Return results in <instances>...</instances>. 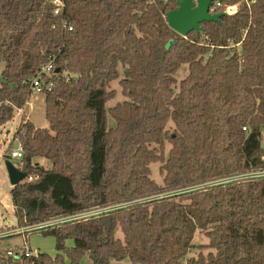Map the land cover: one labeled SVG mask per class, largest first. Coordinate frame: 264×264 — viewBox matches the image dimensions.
Listing matches in <instances>:
<instances>
[{
    "label": "trees",
    "instance_id": "trees-1",
    "mask_svg": "<svg viewBox=\"0 0 264 264\" xmlns=\"http://www.w3.org/2000/svg\"><path fill=\"white\" fill-rule=\"evenodd\" d=\"M60 1L54 15L51 0H0V126L51 62L45 117L53 137L66 133L33 144L39 129L24 116L17 126L16 160L28 173L9 190L17 227L59 221L31 230L55 238L53 257L15 260L264 264V176L226 181L264 170V0H218L216 13L235 12L185 37L165 19L173 0ZM113 81L123 100L109 106ZM53 101L68 112L52 113ZM41 148L52 168L32 163ZM153 163L161 184L150 178ZM195 234L208 242L195 244Z\"/></svg>",
    "mask_w": 264,
    "mask_h": 264
},
{
    "label": "rangeland",
    "instance_id": "rangeland-1",
    "mask_svg": "<svg viewBox=\"0 0 264 264\" xmlns=\"http://www.w3.org/2000/svg\"><path fill=\"white\" fill-rule=\"evenodd\" d=\"M4 68V62H0V79L1 72ZM188 73V67L186 64L182 65L180 69L177 71L175 78L177 81L182 80ZM110 88L115 89L116 97L108 103V105H113L117 101L123 100V97L120 94V89L117 81H113L110 85ZM177 91V86L174 89ZM55 102V101H53ZM52 113H58L61 111L60 108L65 106L66 111L68 112V102L65 101H56L53 103ZM64 108V109H65ZM26 121H30L33 123L35 129H39V131L31 132V141L35 144L37 136L42 138V140L49 142L50 137L53 139H60L61 141L65 138L66 133L63 131H59L57 137L54 136V132L51 131L49 126V121L45 117V94L41 91L33 90L32 94L29 98V101L25 104L22 110L15 109L13 113V118L7 121L4 125L0 126V257L4 259H10V261H3L0 259V264H22L21 260H15V258L6 255L8 250H12L14 252L21 251L23 249H29L32 252V255H36L38 253H45L49 256H54L55 244L56 240L53 236H43L40 232L36 231H28L27 233L18 232L12 234L13 230L18 229L17 221L14 215V210L12 206V201L10 198L9 190L10 184L3 166V157L4 155L10 151L15 150L21 145L20 141L15 138L14 134L17 129L18 124L20 123V119ZM80 121V120H79ZM112 120L108 117V125H112ZM171 126V125H170ZM35 131V130H34ZM63 143V142H62ZM61 145V144H60ZM59 145V146H60ZM74 148L73 153L75 154L78 148L77 145H71ZM169 145L166 144V151L168 150ZM75 156H70L71 159L74 160ZM55 159V158H52ZM15 165L19 166L18 160H13ZM32 163H38V165L43 166L45 168H52L53 161L47 157L45 150L41 148L38 150V155L33 157ZM59 164L54 165V168L57 169ZM151 175L150 178L154 180L156 183H162V175L159 172V164L153 163L150 165ZM59 220H54V222H58ZM48 222V223H54ZM47 222L39 223L38 225L48 224ZM208 239L205 236L200 234H195L194 243L195 244H204L207 243ZM67 247H71L73 245V241L71 239H67L65 241ZM198 253L197 250H193L191 253L187 255L196 256ZM206 253V251H204ZM65 263H68V259L64 257ZM79 264H93L89 255H85L79 261ZM111 264H133L129 261L116 262L113 261Z\"/></svg>",
    "mask_w": 264,
    "mask_h": 264
},
{
    "label": "water",
    "instance_id": "water-1",
    "mask_svg": "<svg viewBox=\"0 0 264 264\" xmlns=\"http://www.w3.org/2000/svg\"><path fill=\"white\" fill-rule=\"evenodd\" d=\"M177 4L176 9L169 11L166 22L169 28L185 37L195 31L200 33L203 22H218L225 13H209V6L215 0H173ZM3 166L11 187L23 182L28 178L26 171L20 170L10 158L3 160Z\"/></svg>",
    "mask_w": 264,
    "mask_h": 264
},
{
    "label": "built area",
    "instance_id": "built-area-1",
    "mask_svg": "<svg viewBox=\"0 0 264 264\" xmlns=\"http://www.w3.org/2000/svg\"><path fill=\"white\" fill-rule=\"evenodd\" d=\"M145 1L148 4H153L159 0H145ZM162 1H167V0H162ZM193 1H196V0H193ZM51 2L55 5L54 15H56L62 9L63 3L60 0H51ZM219 5H220V3L218 0L213 1L211 3V5L209 6V10H208L209 13H211V14L216 13L215 11ZM235 10H236L235 5L228 6L225 9V13L232 14L235 12ZM68 29L71 30V27H68ZM52 70H53V66H52L51 62H48L47 64H44L43 66H41L40 69L36 72L35 76L32 79L31 89L37 90V91H42V92L45 90H47V91L50 90L52 87V81L50 80V78L52 76ZM63 76L66 79H69L70 74L68 72H64ZM243 130H245V127H243ZM262 135L264 136V128L262 130ZM7 154L11 157L10 159H20L22 157L21 145H19V147L16 148L15 150L8 151ZM263 176H264V170H260V171L249 172L246 174L236 175V176L229 178L226 181L241 180V179H245V178H249V177H263ZM102 211H105V210L104 209L103 210H96V211L88 213V214H83L82 216L72 217L71 219L86 217V216H89L91 214H96L97 212H102ZM47 225L48 224L41 225V226L34 225L31 227H26V228H18V229L13 230L12 234H15L18 232L23 233L25 231H31V230L39 229V228L45 227ZM6 255L9 257H13L15 259L34 256V255H32V252H30V250L26 249V248L21 250V251H16V252H14L12 250H8Z\"/></svg>",
    "mask_w": 264,
    "mask_h": 264
},
{
    "label": "crops",
    "instance_id": "crops-1",
    "mask_svg": "<svg viewBox=\"0 0 264 264\" xmlns=\"http://www.w3.org/2000/svg\"><path fill=\"white\" fill-rule=\"evenodd\" d=\"M20 110H22V109H20ZM3 159H5V157H3ZM12 160V162H13V160H16V159H11ZM14 163V162H13ZM15 164V163H14ZM10 188H11V186H10ZM113 262V261H112ZM110 264H111V262H110Z\"/></svg>",
    "mask_w": 264,
    "mask_h": 264
}]
</instances>
